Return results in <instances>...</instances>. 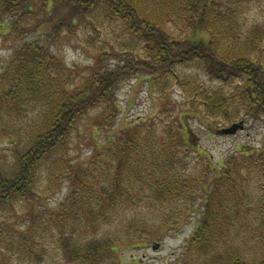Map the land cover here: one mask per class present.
Segmentation results:
<instances>
[{
  "label": "trees",
  "instance_id": "16d2710c",
  "mask_svg": "<svg viewBox=\"0 0 264 264\" xmlns=\"http://www.w3.org/2000/svg\"><path fill=\"white\" fill-rule=\"evenodd\" d=\"M39 1L41 6L36 8L33 0H0V17L20 13V22L26 23L23 29L26 32L48 27L50 30L44 34L43 42L62 35L64 31L72 32L81 25L93 30L90 39H94L95 35H99L97 24L104 23L105 19L120 22L123 37L130 38L120 42L117 40L118 48L108 39L97 47L92 46L94 64L78 83L66 85L62 82L56 84L65 74L66 66L45 43L27 42L16 51L13 63L0 75V112H7L5 109L18 110L24 105V98L42 106L43 112L31 127L26 149L19 152L12 174H0V208H8L17 199L26 201L34 198L39 168L54 154L61 156L66 152L69 135L89 109L105 106L94 120V128L99 133L112 129L120 114L115 102L119 85L135 73L155 75L160 72L156 79L160 78L162 82L164 77L174 73L175 65H189L197 61L210 77L222 79L223 82L241 79L243 90L237 98V108L243 107L246 116L264 121V60L260 52L262 32H250L240 50L232 47L229 50L220 49L221 36L218 34L222 32L221 24L232 20L225 2ZM61 11L68 13L62 16ZM29 18L35 21L33 26L26 21ZM14 24H18V21ZM180 24L190 30L187 39L171 32L172 26L178 27ZM17 28L13 27L15 31ZM205 33L210 35L208 40L203 36ZM89 42L93 44V40ZM112 59H118V62L110 64ZM68 70V77L75 75L76 72L70 68ZM184 87L193 99L201 101V106L208 111L204 112L206 117L217 118L226 108L227 100L221 92L209 94L190 79H187ZM183 128L181 125L177 131H171L158 125L155 120L133 124L122 129L115 139H108L101 149L97 146L92 152L91 161L82 169L83 173L78 174L81 170L77 172V169L70 173L71 188L66 199L53 212H47L52 214V220H57V227L62 226L65 233L66 222L80 218L84 211L89 220L94 217L107 223L112 211L119 208L125 217L122 225L127 228L121 236L108 233L99 240L81 244L76 240L70 243L64 234L61 248L66 264H103L115 255L113 247L117 243L134 248L145 247L148 241L180 225L190 214L187 210L196 205L201 192L206 197L201 207L202 219L188 246L194 254L208 257L215 264H264V174L261 177L264 153L255 149L246 153L237 150L234 157L217 168L206 165L205 170L209 173L201 171L203 176L192 183L190 179L193 178L180 168L184 162L180 153L184 150L185 156V150L189 148L181 134ZM104 154L111 155L113 162L98 167ZM90 171L92 175L86 179ZM144 197H148L150 205L163 207L182 200L186 210L176 216L164 213L158 228L146 232L145 217L134 215L127 219V215L136 209L132 207ZM231 205L237 210L242 207L248 210V206L252 205L253 209L248 213L254 216L245 221L236 217L230 220L226 214L231 211ZM251 227L255 228L250 234L255 244L249 247H257L261 252L255 259L248 258L249 249L233 248L228 241L231 233L239 238L240 229L244 228L247 232Z\"/></svg>",
  "mask_w": 264,
  "mask_h": 264
},
{
  "label": "rangeland",
  "instance_id": "374dc122",
  "mask_svg": "<svg viewBox=\"0 0 264 264\" xmlns=\"http://www.w3.org/2000/svg\"><path fill=\"white\" fill-rule=\"evenodd\" d=\"M218 1L228 4L232 15L231 21L221 24L222 32L218 34L221 36L219 38L220 49L229 50L232 47L240 50L243 44H246V37L250 32L261 31L260 52L264 60V0ZM33 2L34 7L41 6L39 0H33ZM65 13L68 11H61L60 15L64 16ZM38 15L41 17V13ZM15 21H18V24H14ZM26 21H29L31 26L35 22L33 18ZM104 21V23L97 24L96 31H99V35H95L94 39H90V34L94 33L93 30L81 25L72 32L64 31L62 35H56L43 42L44 34L50 30L48 27L26 32L23 30L26 28V23L20 22V13L13 16H1L0 75L8 65L13 63L18 49L27 42L38 41L45 43L52 54L56 55L66 66L67 73L64 70L65 74L56 84L60 82L64 85L78 83L94 64L92 46L97 47L108 39L118 48L117 40L130 38L129 36L123 37V27L120 22L112 19ZM14 26H18L16 31L13 29ZM172 31L177 37L182 36L184 39H187L190 33L184 24L178 27L172 26ZM203 36L206 40L210 38V35L206 33ZM92 40L93 44L89 42ZM116 62L118 59H112L110 64L114 65ZM67 68L76 72L75 75L68 77L70 73ZM172 71L174 73L168 74L162 82L160 78L156 79L160 72L155 75L146 74V72L144 74L135 73L121 82L115 101L120 108L115 126L99 133L94 128L93 122L103 112L105 106L89 109L87 115L69 135L68 148L65 147L66 152L61 156L54 154L39 168L34 198L26 201L17 199L8 208H0V264H66L61 248L64 234L68 236L70 243L76 240L81 244L93 239L99 240L108 233L117 236L125 233L127 227L122 225L125 217L121 215L119 208L112 211L111 219L107 223L103 219L96 220L94 217L89 220L84 211L80 218L66 222L68 226L65 233L62 226L57 227V220L51 219L52 214L47 212H53L66 199L71 188L70 173L76 169L77 172L81 170L78 174L83 173L84 167L86 168V164L91 161L92 152L97 149V146L101 149L108 139H115L122 129L133 124L155 120L158 125L169 128L171 131H177L183 125L181 134L184 141L189 144V148L185 150V156L183 155L184 150L180 153V158L184 161L180 168L183 173L193 178L190 179L192 183L196 178L203 176L201 171L208 172L205 170L206 165L217 168L219 164L234 157L237 150L246 153L255 149L259 153H264V121L254 119L251 115L246 116L243 107L240 108L241 110L237 108V98L243 90L241 79L223 82L222 79L210 77L197 61L189 65H175ZM187 79L198 83L201 89L209 94L215 92L223 94L227 105L217 118L206 117L204 112L208 113V111L201 106V101L193 99L186 92L184 85ZM5 110L8 111L0 112V174L11 175L14 164L17 163V156L20 151L23 152L26 149L30 132H32L31 127L39 120L43 108L32 103L30 99L24 98V105L18 110ZM229 114L233 118L229 117ZM241 122L244 125L243 130H238L233 135L220 133L221 130ZM92 138L94 139L91 140ZM204 157L206 159L203 160ZM102 160L104 162L101 161L98 167H104L107 162H113L111 155L107 154H104ZM263 174L264 170L261 171V177ZM91 175L92 171L86 179ZM207 176L210 175L207 174ZM262 183L264 184V181ZM194 186L198 189L197 185ZM204 196L203 192L198 195L196 205L191 206V210H187L190 214L176 228L168 230L167 233L165 231L163 236L148 241L143 248L117 243L113 247L115 255L106 259L103 264H215L208 257L204 258L194 254L193 250L188 247L202 219L201 207L206 200ZM148 200V197H144L138 201V205L135 204L132 207L136 209L134 208L132 213L127 215V219L134 215L145 217L146 232L148 229L152 231L158 228L165 216L164 213L176 216L186 210V204L182 200L168 207L158 204L150 205ZM234 207L231 205V211L226 214L230 220L236 217L245 221L254 216L253 213L250 215L248 213V210L252 211V205L248 206V210L243 207L237 210ZM93 222L94 226L91 225ZM254 226L257 227V224ZM121 229L122 232L119 231ZM254 229L251 227L247 232L244 228L240 229L238 230L241 233L239 238L233 237L231 233L228 240L233 248L249 249L248 258L250 259L258 258L261 254L259 248L250 249L249 247L255 244V240L250 237Z\"/></svg>",
  "mask_w": 264,
  "mask_h": 264
},
{
  "label": "water",
  "instance_id": "95a60500",
  "mask_svg": "<svg viewBox=\"0 0 264 264\" xmlns=\"http://www.w3.org/2000/svg\"><path fill=\"white\" fill-rule=\"evenodd\" d=\"M243 129H244V125L241 122V123L233 124L232 126L221 130L220 133L223 134V135H233L238 130H243Z\"/></svg>",
  "mask_w": 264,
  "mask_h": 264
}]
</instances>
